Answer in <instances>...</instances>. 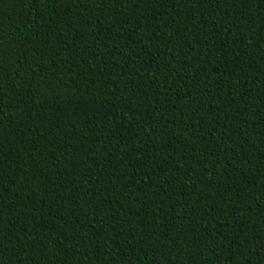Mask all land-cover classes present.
<instances>
[{
  "label": "trees",
  "instance_id": "obj_1",
  "mask_svg": "<svg viewBox=\"0 0 264 264\" xmlns=\"http://www.w3.org/2000/svg\"><path fill=\"white\" fill-rule=\"evenodd\" d=\"M0 264H264V0H0Z\"/></svg>",
  "mask_w": 264,
  "mask_h": 264
}]
</instances>
